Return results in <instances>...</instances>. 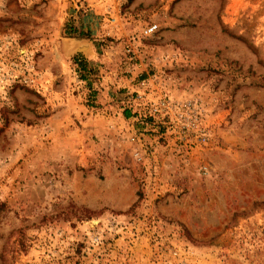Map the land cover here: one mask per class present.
I'll return each instance as SVG.
<instances>
[{
    "label": "rangeland",
    "instance_id": "1",
    "mask_svg": "<svg viewBox=\"0 0 264 264\" xmlns=\"http://www.w3.org/2000/svg\"><path fill=\"white\" fill-rule=\"evenodd\" d=\"M0 264H264V0H0Z\"/></svg>",
    "mask_w": 264,
    "mask_h": 264
},
{
    "label": "built area",
    "instance_id": "2",
    "mask_svg": "<svg viewBox=\"0 0 264 264\" xmlns=\"http://www.w3.org/2000/svg\"><path fill=\"white\" fill-rule=\"evenodd\" d=\"M156 28H157L156 24L150 25V26L145 28V33L149 34V33L153 32Z\"/></svg>",
    "mask_w": 264,
    "mask_h": 264
},
{
    "label": "trees",
    "instance_id": "3",
    "mask_svg": "<svg viewBox=\"0 0 264 264\" xmlns=\"http://www.w3.org/2000/svg\"><path fill=\"white\" fill-rule=\"evenodd\" d=\"M74 58H75L76 62H82V60H79L78 57H74Z\"/></svg>",
    "mask_w": 264,
    "mask_h": 264
},
{
    "label": "bare ground",
    "instance_id": "4",
    "mask_svg": "<svg viewBox=\"0 0 264 264\" xmlns=\"http://www.w3.org/2000/svg\"><path fill=\"white\" fill-rule=\"evenodd\" d=\"M79 42H80V41H79ZM82 45H83V44H82ZM82 45H81V46H82Z\"/></svg>",
    "mask_w": 264,
    "mask_h": 264
}]
</instances>
